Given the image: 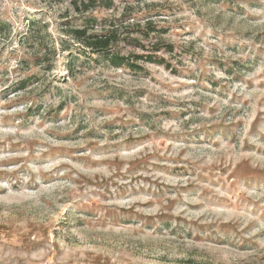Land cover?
Masks as SVG:
<instances>
[{
  "label": "rangeland",
  "instance_id": "374dc122",
  "mask_svg": "<svg viewBox=\"0 0 264 264\" xmlns=\"http://www.w3.org/2000/svg\"><path fill=\"white\" fill-rule=\"evenodd\" d=\"M0 264H264V0H0Z\"/></svg>",
  "mask_w": 264,
  "mask_h": 264
},
{
  "label": "trees",
  "instance_id": "16d2710c",
  "mask_svg": "<svg viewBox=\"0 0 264 264\" xmlns=\"http://www.w3.org/2000/svg\"><path fill=\"white\" fill-rule=\"evenodd\" d=\"M88 22V21H87ZM32 26H30V31L32 32L33 30H38V29H33V25L35 24L34 21H29ZM85 26V25H83ZM32 30V31H31ZM70 33L72 34L73 38L77 40L80 44H83L85 47L89 48L91 51H93L94 54H99L98 56H104L109 62L113 65L116 66H122L123 64L125 66L133 67L134 65L128 64L125 61L121 60L117 54L112 53L113 51L111 50V44L114 41V34L112 33L111 35L109 34H92L88 33V28L87 27H72L70 29ZM37 39V37L35 38ZM67 50V49H65ZM78 54L82 55L84 54L83 51H78ZM101 58V57H100ZM72 61L68 62L66 65V70L70 72L72 70ZM128 64V65H127ZM123 65V66H124ZM131 65V66H130Z\"/></svg>",
  "mask_w": 264,
  "mask_h": 264
}]
</instances>
